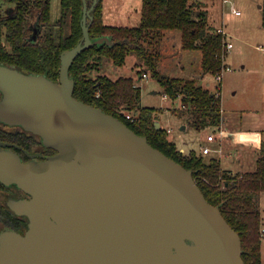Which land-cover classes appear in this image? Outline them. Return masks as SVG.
I'll list each match as a JSON object with an SVG mask.
<instances>
[{"label": "water", "instance_id": "obj_1", "mask_svg": "<svg viewBox=\"0 0 264 264\" xmlns=\"http://www.w3.org/2000/svg\"><path fill=\"white\" fill-rule=\"evenodd\" d=\"M96 1L83 0L82 38L60 53L58 80L0 63V121L55 150L22 161L0 141V182L29 195L7 201L28 226L0 232V264H245L239 234L191 170L73 96L74 58L110 43L89 36Z\"/></svg>", "mask_w": 264, "mask_h": 264}, {"label": "trees", "instance_id": "obj_2", "mask_svg": "<svg viewBox=\"0 0 264 264\" xmlns=\"http://www.w3.org/2000/svg\"><path fill=\"white\" fill-rule=\"evenodd\" d=\"M6 1L13 7L7 12L0 9V63L58 80L60 53L82 38L83 0H60V15L56 20L50 18V0ZM206 1L141 0L138 24L116 26L103 21L102 0H97L89 12L93 16L89 36L93 40L108 36L110 43L94 44L74 58L68 70L74 80L73 96L117 117L137 134L145 136L152 146L191 170L205 198L219 207L228 224L239 234L245 264H262L258 203L264 191V141L254 170L230 174L221 170L215 157L205 158L194 150L187 154L181 152L167 128L155 125L161 108L140 104V89L132 77L112 79L98 74L93 78L89 74L93 68H99L101 57L122 65L128 52L134 51L145 67L140 78L149 72L158 80L162 94L173 102L179 97L180 103L188 106L187 109L176 107L174 112L179 116L188 113V121L195 129L209 124L217 126L221 112L209 87L197 77L170 76L158 68L163 38L167 31L177 30L183 49L200 51V74L215 73L224 64L223 35L208 21ZM92 2L86 0L88 8ZM261 11L264 25V0ZM0 139L12 140V135L0 130ZM16 141L27 149L32 145V140L24 137H17ZM6 213L0 205V219ZM12 223L8 222L13 228L20 225L18 221Z\"/></svg>", "mask_w": 264, "mask_h": 264}, {"label": "rangeland", "instance_id": "obj_3", "mask_svg": "<svg viewBox=\"0 0 264 264\" xmlns=\"http://www.w3.org/2000/svg\"><path fill=\"white\" fill-rule=\"evenodd\" d=\"M114 2L117 3L115 8ZM109 6L102 19L109 25L134 26L138 21L130 16L137 9L140 14L141 0H109ZM208 21L215 28L222 27L227 35L225 39L232 42V47L225 52V62L229 69L225 70L221 80V102L223 124L229 128H247L261 126L264 129V25L262 24V0H207ZM103 6V4H102ZM13 4L0 0V9L7 12ZM240 10L234 14L232 9ZM60 15V0H50V18L56 20ZM168 32L177 35L170 36ZM180 32L167 31L161 43V60L158 68L163 73L176 77H190L200 74V51L183 49L181 47ZM261 47H259V46ZM140 57L129 51L122 65H115L110 58L101 57L98 69L93 68L89 74L95 78L98 74H105L112 79L119 76H130L134 84L140 89V104L161 108L158 113L159 122L165 127H172V134L180 132L181 120L173 109L178 102L163 98L158 80L147 72V77L140 78L144 70ZM200 83L214 89L215 81L209 73L199 78ZM174 113V114H173ZM186 119L189 114L185 113ZM196 130L190 129L188 137L196 138ZM170 138H173L169 135ZM264 137V130H263ZM179 141V140H178ZM196 147L195 140L192 142ZM180 146V145H178ZM176 144V147H179ZM226 151H239L238 144L234 148L226 146ZM250 152H249V151ZM243 151L247 164H255L259 150ZM189 153V151L187 152ZM185 153V154H187ZM242 154V153H241ZM248 158V159H247ZM242 159V158H241ZM244 159V158H243ZM242 161V160H241ZM255 161V162H254ZM239 165V164H237ZM256 166V165H255ZM258 210L261 215V259L264 264V191L259 195Z\"/></svg>", "mask_w": 264, "mask_h": 264}, {"label": "crops", "instance_id": "obj_4", "mask_svg": "<svg viewBox=\"0 0 264 264\" xmlns=\"http://www.w3.org/2000/svg\"><path fill=\"white\" fill-rule=\"evenodd\" d=\"M108 2L109 0H102L103 15L106 14L107 12L106 9L109 6H112L109 5ZM117 3L120 4L119 2ZM117 3L114 2L115 8L118 6ZM130 16H133V19L139 22L140 14H138L137 9H135L134 12L130 14ZM168 34L172 37L173 36L175 37L177 35L175 32H171V33L168 32ZM192 76L200 78L198 77V74L191 75L190 77ZM222 110L223 111L221 112V119L217 126L209 124L200 129H195L190 125L188 119H186L187 118L186 115H182V116L177 115L178 118L181 120L180 132L174 135L172 134L173 131L172 127L167 126L166 128H170L169 135L173 137L172 139L176 142L177 146L180 145L178 146L179 150L183 153H187L188 151L190 152L191 150H194L197 153L202 154L205 158L215 157L216 159H218L220 163L221 170L226 171L230 174H241L247 171L254 170L256 162L254 161L255 162L254 165L247 164L243 151H247L248 148H250L251 151H256L260 149L261 143L262 141H264L263 127L261 126H254L247 128L241 127L239 129L237 128L232 129L229 127H225V125L223 124L224 108H222ZM190 129L196 130L195 139L187 136V132H189ZM218 132H222V133L218 134ZM211 133H214L215 136L213 140L209 141L206 139V136ZM194 140L196 142L197 148H195L192 144ZM238 144L241 146V150L239 151L225 150L226 146L227 147L230 146L234 148ZM205 146H208L211 149L207 153L202 152V149Z\"/></svg>", "mask_w": 264, "mask_h": 264}, {"label": "flooded vegetation", "instance_id": "obj_5", "mask_svg": "<svg viewBox=\"0 0 264 264\" xmlns=\"http://www.w3.org/2000/svg\"><path fill=\"white\" fill-rule=\"evenodd\" d=\"M2 93L0 91V98ZM0 130L6 131L12 135V140H3L1 142L6 143V147H10L15 152H17L22 161L28 160H44L47 156L52 155L55 150L52 148L46 147L40 138L39 135L34 134L26 129H24L19 124H9L3 121H0ZM17 137H24L27 140H32V145L29 149L23 144L16 141ZM10 197L19 199V198H28L29 195L24 192L21 188L17 187L15 184H3L0 182V205L5 208L7 211L6 215H2L0 219V232L6 229L16 230L23 233L28 226V219L25 215L16 214L9 206L7 201ZM14 221H18L20 225L16 228L10 226ZM8 222L10 224H8ZM12 223V224H13Z\"/></svg>", "mask_w": 264, "mask_h": 264}, {"label": "built area", "instance_id": "obj_6", "mask_svg": "<svg viewBox=\"0 0 264 264\" xmlns=\"http://www.w3.org/2000/svg\"><path fill=\"white\" fill-rule=\"evenodd\" d=\"M229 0H223V3H225V2H228ZM232 12L234 13V14H240V10H238V9H235V8H233L232 9ZM216 31L218 32V33H220V34H222L223 35V53H222V56H221V58L223 59V61H224V64L221 66V68L218 70V71H216L215 73H212L211 75L213 76V79H214V81H215V85H214V89L212 90L213 91V94H214V97L217 99V101H218V104H219V110H220V112H222L223 110H222V102H221V80H222V75H223V73H224V71L225 70H227V69H229V67H228V65L226 64V62H225V52L224 51H226L227 52V50L229 49V48H231L232 47V42H230L228 39L226 40L225 39V36L227 35V33H226V31L222 28V27H218V28H216ZM225 35V36H224ZM259 46V45H258ZM259 47H261V46H259ZM225 55V56H224ZM144 77H147V73H143L142 75H141V78H144ZM162 97L163 98H168L169 100H170V98L168 97V95H166V94H162ZM180 98L178 97L176 100H177V102H178V107L179 108H182V109H187L188 108V106L187 105H184V104H182V103H180V100H179ZM130 115L129 114H127V117H129ZM167 130L168 131H170V128H167ZM222 132H218V134H221ZM214 136H215V134L214 133H211V134H208L207 136H206V139L207 140H213L214 139ZM211 149L208 147V146H205V147H203V149H202V152L203 153H207V152H209Z\"/></svg>", "mask_w": 264, "mask_h": 264}]
</instances>
